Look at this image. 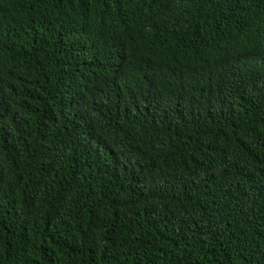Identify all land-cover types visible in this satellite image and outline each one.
<instances>
[{
	"label": "trees",
	"instance_id": "trees-1",
	"mask_svg": "<svg viewBox=\"0 0 264 264\" xmlns=\"http://www.w3.org/2000/svg\"><path fill=\"white\" fill-rule=\"evenodd\" d=\"M0 264H264V0H0Z\"/></svg>",
	"mask_w": 264,
	"mask_h": 264
}]
</instances>
